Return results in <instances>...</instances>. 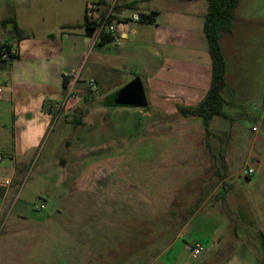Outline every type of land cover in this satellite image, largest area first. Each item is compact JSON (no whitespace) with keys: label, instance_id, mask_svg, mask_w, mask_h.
Wrapping results in <instances>:
<instances>
[{"label":"rangeland","instance_id":"1","mask_svg":"<svg viewBox=\"0 0 264 264\" xmlns=\"http://www.w3.org/2000/svg\"><path fill=\"white\" fill-rule=\"evenodd\" d=\"M12 27L0 25L1 42ZM221 46L228 120H211L212 134L200 119H161L149 105L114 104L109 97L127 84L117 79L109 88L102 82L101 93L89 86L97 96L79 106H70L76 89L61 100L32 160L0 195V226L7 222L8 232L0 239L22 244L15 256L27 251L34 264H198L207 252L193 259L173 244L177 235L190 242L226 227L252 243L264 264V0H240ZM92 108L102 113L99 124L79 127V113L87 118ZM9 158L0 147L1 178L10 175Z\"/></svg>","mask_w":264,"mask_h":264},{"label":"crops","instance_id":"2","mask_svg":"<svg viewBox=\"0 0 264 264\" xmlns=\"http://www.w3.org/2000/svg\"><path fill=\"white\" fill-rule=\"evenodd\" d=\"M153 1L0 0V25L7 31L13 26V34L0 44L10 45L15 55V59L0 64V147L8 151L12 162L10 180L22 173L37 152L54 113L61 111L66 87H73L80 95L70 106L73 103L79 106L97 96L89 93L86 79L94 81V87L101 93L102 82L109 88L110 80L117 79L123 86L137 77L143 85L147 105L161 119L179 118L177 106H193L205 97L211 80V59L203 33L207 4L202 0H160L154 6ZM114 2L113 20L121 25L111 42L99 45L94 35L85 34L84 18L89 16L99 22ZM135 13H155L154 22L133 21L130 17ZM5 19H13L27 37L18 39L12 22L2 24ZM73 25L77 27L66 28ZM220 47L226 64V81L227 56L221 38ZM90 57V65L83 67L85 59L88 61ZM131 58L134 64L127 69L126 63ZM67 111L78 116L75 110L67 108ZM84 112L79 113V127L99 124L102 113L97 108H92L93 113L83 119ZM211 130L208 123L207 131L212 134ZM65 166L66 162H62L61 168ZM59 178L63 183L64 177ZM9 189L0 188V195L8 194ZM236 231L233 228L229 234L226 227L209 230L190 242L179 233L173 244L180 242L189 255L193 247L202 246L200 255L204 252L207 255L198 264H259L252 250L254 245L242 243ZM7 234L2 230L0 238ZM21 245L13 238L0 239V264H34L27 251L18 256L12 253Z\"/></svg>","mask_w":264,"mask_h":264},{"label":"trees","instance_id":"3","mask_svg":"<svg viewBox=\"0 0 264 264\" xmlns=\"http://www.w3.org/2000/svg\"><path fill=\"white\" fill-rule=\"evenodd\" d=\"M207 4V12L204 16L203 33L207 42L208 54L211 59V80L209 89L205 97L193 106H177V113L183 118H200L203 121L205 130L207 131L208 123L215 117L228 119L224 113L223 107L227 101L222 97L221 91L226 87L225 72L226 64L220 47V38L224 34H231L236 19V9L239 0H202ZM141 14V21L144 23H153V16ZM114 17H111L113 20ZM103 20V19H102ZM93 21L89 16H85L83 27L87 36L95 34L97 27L102 22ZM147 20V21H146ZM12 22L14 24V33L18 39L26 38L22 31L17 27L13 19H5L2 24ZM77 26H69L66 28L75 29ZM113 40L109 34L102 33L99 36L98 44H106ZM3 54L8 55L11 60L15 59V55L11 52V46L0 44V64L7 62L1 59ZM66 85V84H65ZM113 94L111 97L114 96Z\"/></svg>","mask_w":264,"mask_h":264},{"label":"built area","instance_id":"4","mask_svg":"<svg viewBox=\"0 0 264 264\" xmlns=\"http://www.w3.org/2000/svg\"><path fill=\"white\" fill-rule=\"evenodd\" d=\"M116 2L113 3V6L111 7V9L109 11L106 12L105 16L103 17V20L102 22L100 23V25L97 27L96 31H95V38L96 40L99 39V36L102 34V33H106V34H109L111 36H113L116 32V27L114 25V20H111V17H115V14L113 13V9H114V6H115ZM93 6H90L89 9L92 10ZM131 20L133 21H141V14H138V13H135L133 14L131 17ZM147 21V20H146ZM1 59L4 60V61H11V58L6 55V54H3L1 56ZM89 86L90 87H93L94 86V81H89ZM74 94H73V87H69V90L65 92V95L63 98H66L69 99L70 97L74 98ZM250 173L253 172V169H250L249 171ZM11 184V180L9 178H1L0 177V188H7L8 186H10ZM39 208L40 209H43L44 208V204H40L39 205ZM2 230H3V227L0 226V235L2 233ZM203 248L202 246H195L191 249L190 251V256L193 258V259H196L200 253L202 252Z\"/></svg>","mask_w":264,"mask_h":264},{"label":"water","instance_id":"5","mask_svg":"<svg viewBox=\"0 0 264 264\" xmlns=\"http://www.w3.org/2000/svg\"><path fill=\"white\" fill-rule=\"evenodd\" d=\"M114 103L121 107L144 110L147 107L146 95L139 78L132 79L115 93Z\"/></svg>","mask_w":264,"mask_h":264},{"label":"flooded vegetation","instance_id":"6","mask_svg":"<svg viewBox=\"0 0 264 264\" xmlns=\"http://www.w3.org/2000/svg\"><path fill=\"white\" fill-rule=\"evenodd\" d=\"M112 102L114 103V101H115V95L112 97ZM115 104V103H114Z\"/></svg>","mask_w":264,"mask_h":264}]
</instances>
